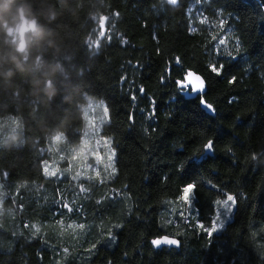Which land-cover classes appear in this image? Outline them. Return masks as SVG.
Listing matches in <instances>:
<instances>
[{
	"label": "trees",
	"instance_id": "trees-1",
	"mask_svg": "<svg viewBox=\"0 0 264 264\" xmlns=\"http://www.w3.org/2000/svg\"><path fill=\"white\" fill-rule=\"evenodd\" d=\"M20 13L37 29L24 51ZM188 72L207 85L194 100ZM97 101L113 165L79 181L71 147ZM165 235L181 246L154 247ZM0 264H264V0H0Z\"/></svg>",
	"mask_w": 264,
	"mask_h": 264
},
{
	"label": "rangeland",
	"instance_id": "rangeland-1",
	"mask_svg": "<svg viewBox=\"0 0 264 264\" xmlns=\"http://www.w3.org/2000/svg\"><path fill=\"white\" fill-rule=\"evenodd\" d=\"M106 107L104 106L103 102H92L90 103L85 110V126L83 131V136L81 143L76 147L72 148V157L70 161V169L69 172L71 176L77 178L79 181L84 177L88 180L94 179V177L89 173H94L98 175L99 173V165L102 164L105 170H108V167H112L114 156H112L113 147L111 142L108 138L102 137L100 135V130L102 129L103 125L108 122V115L107 111L105 112ZM107 110V109H106ZM58 140V139H57ZM99 156L100 159L97 160L96 157ZM111 158V163L109 161V157ZM93 160V161H91ZM48 165V164H47ZM46 169L48 173L58 172L63 173L62 169H57V167H47ZM113 172V170H112ZM50 175V174H47ZM226 199V198H225ZM224 199V200H225ZM223 201V200H222ZM182 209L179 213V216L184 218V221H188L191 218H194V208H193V194L190 197V202L186 203L182 200ZM234 205L231 208L230 212H227L225 215L224 209L217 205L216 212L218 211L221 215V220L217 221V231L218 232L228 220H230ZM215 219V217H214ZM222 222V227L220 226ZM214 232V233H216Z\"/></svg>",
	"mask_w": 264,
	"mask_h": 264
},
{
	"label": "snow or ice",
	"instance_id": "snow-or-ice-1",
	"mask_svg": "<svg viewBox=\"0 0 264 264\" xmlns=\"http://www.w3.org/2000/svg\"><path fill=\"white\" fill-rule=\"evenodd\" d=\"M178 2V0H167V3L169 4H172V5H176ZM106 18H102L100 21H99V24H100V28L103 29L104 27V20ZM99 35L101 37L104 36V32L101 31L99 33ZM221 44L224 43L223 40L220 41ZM223 67L224 65L223 64H220L219 67H217L216 65H212L211 66V71L216 73L217 75H220L221 72L223 71ZM234 82V80H233ZM179 86V88L181 89V91H185V90H188L189 89V86H191V92L192 93H203L204 91V81L201 79L200 76L198 75H195L194 73L192 72H188L187 75L181 80V81H177L176 82ZM142 91V89H141ZM201 103L202 105H204L205 108L209 109V110H212V105L210 104H207L204 99L201 97ZM34 104L36 105H39V102L38 101H34ZM107 110L105 109V112ZM56 139H59V136L56 137ZM206 148L207 150L211 151L212 148H213V144L212 142L210 141L207 145H206ZM115 153L114 151L112 152V156H114ZM111 156L109 157V161L111 163ZM97 160L100 159L99 156L96 157ZM45 173L46 174H50V175H53L55 176L56 173L55 172H52V173H48L47 172V169H45ZM6 175V173H5ZM79 175V173L77 174ZM75 179V177L73 178ZM194 188H195V185L192 184V183H189L187 186H185L183 188V194H182V200L186 203L190 202V197L192 196L193 192H194ZM83 191V189H81ZM236 203L235 201V198L232 196V195H227L226 196V199L223 200V201H216V204L217 205H220L223 209H224V213L225 215L227 214V212H230L231 211V208L232 206ZM64 207H66L68 209V211H72V209L70 207H68L67 205H64ZM221 220V215L220 213L217 211L216 214H215V219L211 222V225L210 227L208 228H204V225L201 224L200 227L206 231L209 235H211L212 233L216 232L217 231V228H218V225H217V221H220ZM220 226L222 227V222L220 224ZM82 227V225H81ZM152 244L154 246H160V245H178L179 244V241L176 240V239H171L169 238L168 236H163L162 238H158V239H154L152 241Z\"/></svg>",
	"mask_w": 264,
	"mask_h": 264
},
{
	"label": "water",
	"instance_id": "water-1",
	"mask_svg": "<svg viewBox=\"0 0 264 264\" xmlns=\"http://www.w3.org/2000/svg\"><path fill=\"white\" fill-rule=\"evenodd\" d=\"M20 19H21V26H20V29L18 31L19 35H20V45H19V51H24L25 49V34L29 31V30H32L33 28V24L31 22H28L27 19H25L23 13H20ZM104 33H105V20H104V27H103V30H102ZM12 31L9 32V34H11ZM193 73V72H192ZM195 74V73H194ZM197 75V74H195ZM200 76V75H198ZM201 77V76H200ZM201 79L204 81V91L203 93H192L191 92V86H189V89L188 90H185V91H182L183 95L185 96V98L187 100H194L196 99L198 96H203L204 94H206L207 92V85H206V82L205 80L201 77ZM179 87V86H178ZM180 89V88H179ZM181 90V89H180ZM201 107L202 109H207L204 107V105H202L201 103ZM208 110V113L210 115H214V112H213V109L212 110ZM206 152L208 155H212V150L209 151L207 150L206 148ZM162 238V237H161ZM171 238V237H169ZM171 239H175V238H171ZM177 240V239H176ZM179 241V240H178ZM154 246V245H153ZM181 246V243L179 241V244L178 245H160V246H154L156 248H162V247H170V248H179Z\"/></svg>",
	"mask_w": 264,
	"mask_h": 264
},
{
	"label": "clouds",
	"instance_id": "clouds-1",
	"mask_svg": "<svg viewBox=\"0 0 264 264\" xmlns=\"http://www.w3.org/2000/svg\"><path fill=\"white\" fill-rule=\"evenodd\" d=\"M53 19H55L54 16H53ZM31 23L33 24L32 31L35 32V31L37 30V29H36V21H32ZM50 46H54V44H53V45H50ZM17 51H19L18 44H17ZM13 75H14V74H10L9 79H11V77H12ZM53 94H54V93H53ZM50 98H51V97H50Z\"/></svg>",
	"mask_w": 264,
	"mask_h": 264
},
{
	"label": "flooded vegetation",
	"instance_id": "flooded-vegetation-1",
	"mask_svg": "<svg viewBox=\"0 0 264 264\" xmlns=\"http://www.w3.org/2000/svg\"><path fill=\"white\" fill-rule=\"evenodd\" d=\"M18 33V32H17ZM20 37V36H19Z\"/></svg>",
	"mask_w": 264,
	"mask_h": 264
}]
</instances>
